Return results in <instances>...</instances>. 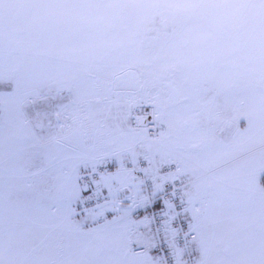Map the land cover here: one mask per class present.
Returning a JSON list of instances; mask_svg holds the SVG:
<instances>
[{
  "label": "rangeland",
  "instance_id": "rangeland-1",
  "mask_svg": "<svg viewBox=\"0 0 264 264\" xmlns=\"http://www.w3.org/2000/svg\"><path fill=\"white\" fill-rule=\"evenodd\" d=\"M169 148L175 264H264V0H0V264H163L146 216L77 205L140 198L131 163Z\"/></svg>",
  "mask_w": 264,
  "mask_h": 264
},
{
  "label": "built area",
  "instance_id": "built-area-1",
  "mask_svg": "<svg viewBox=\"0 0 264 264\" xmlns=\"http://www.w3.org/2000/svg\"><path fill=\"white\" fill-rule=\"evenodd\" d=\"M153 128H149L148 135L154 137L156 133ZM148 161L146 159H138L135 163H131V170L133 171L137 180L142 184L144 193V200L140 207L129 212V216L139 218L143 215H148L150 219V227L154 234V238L139 246L138 251H143L146 247L150 248L152 252L162 261L163 264H175L177 261V252L171 248L173 244L177 246H185L191 241L198 238V233L192 229L191 221L182 217L185 205L183 202V186L184 183L177 177L168 181L165 189L153 194L154 183L147 175ZM109 171V166L105 164H98L88 171H84L79 176L81 183L85 185H92L103 174ZM177 171V166L173 163L164 164L161 167L163 174H173ZM109 200L108 197L91 195L77 206V211L80 213L88 212L98 206L104 204ZM157 205H160L157 208ZM171 212L170 221H167L166 214L163 209L166 206ZM102 222L103 217H98Z\"/></svg>",
  "mask_w": 264,
  "mask_h": 264
},
{
  "label": "crops",
  "instance_id": "crops-1",
  "mask_svg": "<svg viewBox=\"0 0 264 264\" xmlns=\"http://www.w3.org/2000/svg\"><path fill=\"white\" fill-rule=\"evenodd\" d=\"M182 126H183V124L181 123V125L180 124H178L177 125V127H175V129H174V136H173V139H174V141L175 140H178V139H182V140H184V139H188V137L186 136V135H184L181 131V129H182ZM145 145H143L142 147H141V149L142 150H145V147H144ZM161 152V153H160ZM175 152V150L174 149H172V148H169V153H165V152H163V149H160L159 150V156L157 157V158H152V157H149V167H148V175L153 179V181H154V183H155V193L156 192H158L162 187H164V183H163V181H162V179H161V177L158 175L159 173H158V171H160V167H159V169H158V166H160V162H169V161H173V160H171L172 158H171V156L173 155V153ZM151 153V152H150ZM164 155V156H160V155ZM129 155V154H128ZM123 157L124 156H116L115 158L116 159H118V161L119 160H121V159H123ZM126 157V156H125ZM131 157V156H130ZM130 157H129V159H130ZM131 158H133V157H131ZM182 170H184V171H186L185 169H182ZM179 172L180 171H177L176 172V176H178V177H180L179 176ZM122 175V174H121ZM121 175L119 174V176H117V178H115L117 181H114V182H112L111 183V187H113V185H115V186H120L119 184H122L123 183V180H119V182H118V177L120 178L121 177ZM184 174H182V177L184 178V176H183ZM184 180H185V178H184ZM123 185H125V184H123ZM122 187V186H121ZM139 187H140V185H139ZM102 188H110L109 187V185H108V183H105V184H102ZM195 190V189H194ZM194 190H191V189H189L188 190V192H193ZM125 193H126V195H127V197L129 196V194H128V190H125L124 191ZM184 198H185V196H184ZM131 197L129 198L128 197V200H127V202H124V203H122L121 205H120V207H125L126 209L128 208H131V207H133V206H135V204H133L132 202H131ZM138 199H140V198H138ZM126 200V199H125ZM137 200V199H136ZM187 200H189V198L188 197H186L185 198V202H186V215L188 214L187 213V211L189 210V207H190V204L188 203V201ZM193 203H194V201H192ZM195 204V203H194ZM110 205H113V204H109V206ZM138 205V204H137ZM105 206V205H104ZM194 206V205H193ZM193 210V209H192ZM193 213V212H192ZM192 213H191V215H192ZM148 218V217H147ZM194 220V219H193Z\"/></svg>",
  "mask_w": 264,
  "mask_h": 264
}]
</instances>
